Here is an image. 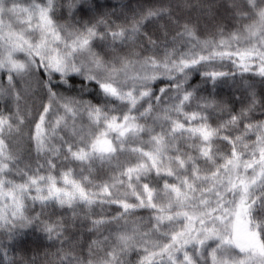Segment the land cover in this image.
<instances>
[{"label":"trees","instance_id":"obj_1","mask_svg":"<svg viewBox=\"0 0 264 264\" xmlns=\"http://www.w3.org/2000/svg\"><path fill=\"white\" fill-rule=\"evenodd\" d=\"M0 197V264H264V0H0Z\"/></svg>","mask_w":264,"mask_h":264},{"label":"rangeland","instance_id":"obj_2","mask_svg":"<svg viewBox=\"0 0 264 264\" xmlns=\"http://www.w3.org/2000/svg\"><path fill=\"white\" fill-rule=\"evenodd\" d=\"M31 19L30 17H26L25 19V22L24 23H30ZM83 56H89L91 55L90 52L88 50H84V53L82 54ZM59 61L61 63H70V60H69V54H63L62 56H60L59 58ZM82 61H83V64L85 66L88 65H91V64H95L94 68L93 69H90L91 71H94L96 73H98L99 75H101L102 77L104 78H108L109 76L112 75V71H110L108 68H106L105 66L103 65H99L98 62H95V61H88L86 58L82 57ZM185 74H182V75H178V76H174V80L177 82V83H180L183 81V79L185 78ZM138 88L140 87L141 84H137ZM101 110H98V111H91L89 114H90V117H93V119L96 121L97 118H100L104 121V124H112L114 121H116V118L114 116H111L110 114L114 113L113 112V109L110 108L109 110H106V113H102ZM89 112V111H88ZM108 116H110L111 120L109 118H107ZM158 117H160V113L157 114ZM194 116L190 113L189 114V120L190 121H193L194 120ZM110 121V123H109ZM181 125V128L180 129H183L184 131H188V128L187 127H184V124H182V121L180 122V124H176V126H180ZM61 130H63L62 128L58 130V126L55 125L53 126V128L49 131H45V132H41L45 137V139H47V142H51V143H54V139L56 137V134H58ZM69 135L66 134L65 137H68ZM6 198H2L0 197V207L3 208L5 205H8L10 206L11 205V202L10 201H7L5 200Z\"/></svg>","mask_w":264,"mask_h":264}]
</instances>
